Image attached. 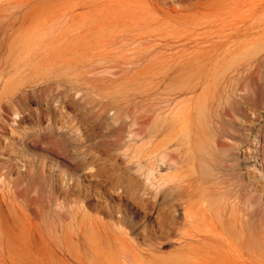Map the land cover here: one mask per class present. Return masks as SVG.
Masks as SVG:
<instances>
[{
  "label": "rangeland",
  "instance_id": "obj_1",
  "mask_svg": "<svg viewBox=\"0 0 264 264\" xmlns=\"http://www.w3.org/2000/svg\"><path fill=\"white\" fill-rule=\"evenodd\" d=\"M0 264H264V0H0Z\"/></svg>",
  "mask_w": 264,
  "mask_h": 264
},
{
  "label": "bare ground",
  "instance_id": "obj_2",
  "mask_svg": "<svg viewBox=\"0 0 264 264\" xmlns=\"http://www.w3.org/2000/svg\"><path fill=\"white\" fill-rule=\"evenodd\" d=\"M196 85H197V84H196ZM205 85H206V84H205ZM207 85H208V84H207ZM211 85H212V84H211ZM226 85H227V84H226ZM187 86H188V85H187ZM187 86H186V89H187ZM198 86H199V84H198ZM183 87H184V86H183ZM188 87H189V86H188ZM191 87H192V86H191ZM218 87H219V86H218ZM218 87H217V88H218ZM220 87H221V86H220ZM226 87H227V86H226ZM204 88H206V87H204ZM181 89H182V88H181ZM202 89H203V88H202ZM202 89H201V90H202ZM178 90H179V89H178ZM190 90H191V89H190ZM221 90H222V89H221ZM173 92H174V91H173ZM184 92H185V89H184ZM188 92H189V91H188ZM182 93H183V92H182ZM194 93H195V92H194ZM194 93L192 92V94H194ZM203 93H204V90H203ZM171 94H172V93H171ZM185 94H187V93H185ZM189 94H190V96H191V91H190ZM162 95H163V94H162ZM173 95H174V94H173ZM178 95H181V94H178V93H177V96H178ZM182 95H183V94H182ZM148 97H149V96H148ZM151 97H152V96H151ZM164 97H165V96H164ZM168 97H169V96H168ZM171 97H172V96H171ZM172 98H173V97H172ZM193 98H194V97H193ZM193 98H192L190 101H192V100L195 99V98H194V99H193ZM198 98L200 99V97H198ZM210 98H211V97H210ZM151 99H152V98H151ZM154 99H155V98H154ZM154 99L152 100L153 102H154ZM158 99H159V98H158ZM160 99H162V98L160 97ZM163 99H166V98H163ZM169 99H170V98H169ZM149 100H150V99H149ZM152 101H147V103H149V102L152 103ZM156 101H157V100H156ZM162 101H164V100H162ZM162 101H159V102H162ZM165 101H166V100H165ZM169 101H170V100H169ZM190 101H189V102H190ZM215 101H216V100H215ZM209 102H211V101H209ZM155 103H157V102H155ZM195 103H196V102L194 101L193 104H195ZM211 103H212V102H211ZM165 104H166V102H165ZM191 104H192V102H191ZM207 104H210V103H207ZM149 105H151V104H149ZM152 105H154V103H153ZM152 105H151V106H152ZM157 105H158V104H156V106H157ZM159 105H161V104H159ZM210 105H211V104H210ZM151 106H150V108H151ZM156 106H155V107H156ZM161 106H162V105H161ZM164 106H165V105H164ZM155 107H154V108H155ZM159 107H160V106H159ZM206 107H207V106H206ZM154 108H153V109H154ZM156 108H158V107H156ZM165 108H166V107H165ZM165 108H164V109H165ZM191 108H192V107H191ZM147 109H149V108H147ZM189 109H190V108H189ZM209 109H210V106H209ZM150 110H151V109H150ZM155 110H157V109H155ZM158 110H159V109H158ZM160 110H161V109H160ZM211 110H212V109H211ZM163 111H165V110H163ZM154 112H155V111H154ZM158 112H159V111H158ZM188 112H189V111H188ZM160 113H161V112H160ZM160 113H159V114H160ZM175 113H176V111H175ZM179 113H180V112H179ZM207 113H208V111L206 112V114H207ZM146 114H147V113H146ZM155 114H156V113H155ZM201 114H202V112H201ZM203 114H204V113H203ZM148 115H150V113H149ZM151 115H152V113H151ZM161 115H162V113H161ZM161 115H160V117L162 118L163 116H161ZM181 115H182V114H181ZM190 115H191V113H190ZM192 115H193V113H192ZM146 116H147V115H146ZM153 116H155L156 118H158L159 115L156 116V115H154V113H153ZM194 116H195V114H194ZM205 116H206V115H205ZM147 117H148V116H147ZM147 117H146V119L149 120L150 118L148 119ZM160 117H159V118H160ZM165 117H167V116H165ZM184 117H185V116H184ZM192 117H193V116H192ZM208 117H209V116H208ZM190 118H191V117H190ZM206 118H207V117H206ZM146 119H145V120H146ZM195 119H196V118H195ZM195 119L193 118V122L195 121ZM207 119H209V118H207ZM152 120H153V119H152ZM157 120H158V119H157ZM191 120H192V119H191ZM170 121H171V120H170ZM196 121L198 122L199 120H196ZM151 122H152V121H151ZM155 122H156V120H155ZM171 122H172V121H171ZM189 122H190V121H189ZM190 123H191V122H190ZM207 123H208V122H207ZM142 124H144V123H142ZM147 124H148V123H147ZM151 124H152V123H151ZM168 124H169V123H168ZM168 124H167V126H168ZM193 124H194V123H193ZM193 124H192V125H193ZM222 124H223V123H222ZM144 125H146V124H144ZM152 125H155V123L152 124ZM152 125H151V126H152ZM170 125H172V124H170ZM170 125H169V126H170ZM194 125H195V124H194ZM146 126H147V125H146ZM146 126H145V127H146ZM157 126H159V125H157ZM164 126H166V125H164ZM169 126L166 127V128L168 129ZM174 126H175V125H174ZM195 126H196V125H195ZM197 126H198V125H197ZM197 126H196V128H197ZM200 126H202V125H200ZM148 127H149V126H148ZM152 127H153V126H152ZM152 127H151V128H152ZM172 127H173V126H172ZM190 127H193V126H190ZM190 127H189V128H190ZM156 128H157V127H156ZM189 128H188V129H189ZM148 129H149V128H148ZM163 129H164V127H163ZM172 129H174V128H172ZM190 129H191V128H190ZM194 129H195V128H194ZM194 129H193V130H194ZM139 130H140V129H139ZM150 130L152 131V129H150ZM157 130H158V128H157ZM157 130H156V131H157ZM196 130H198V129H196ZM200 130H203V129L201 128ZM147 131H148V130H147ZM156 131L154 130V132H156ZM165 131H166V130H165ZM169 131H170V130H169ZM190 131H191V130H190ZM190 131H189V132H190ZM138 132H139V131H138ZM140 132H141V131H140ZM144 132H145V131H143V133H144ZM161 132H162V131H161ZM185 132H186V131H185ZM185 132H184V134H186ZM199 132L201 133V131H199ZM134 133H136V132H134ZM146 133H148V132H146ZM163 133H164V132H163ZM140 134H142V133H140ZM151 134H153V133H151ZM158 134H161V133H158ZM164 134H165V133H164ZM167 134H168V131H167L166 135H167ZM171 134H173V130H172V133H171ZM184 134H182V135H184ZM201 134H202V133H201ZM201 134H200V135H201ZM146 135H147V134H145V136H146ZM148 135H149V134H148ZM169 135H170V134H168L167 136H169ZM182 135H180V136L182 137ZM202 135H203V134H202ZM154 136H155V135H154ZM154 136H153V137H154ZM159 136H160V135H159ZM161 136H163V134H161ZM161 136H160V137H161ZM167 136H166V137H167ZM185 136H186V135H185ZM187 136H188V135H187ZM191 136H192V135H191ZM147 137H148V136H147ZM153 137H152V138H153ZM166 137H165V138H166ZM188 137H189V136H188ZM188 137H187V139H188ZM203 137H204V136H203ZM156 138L158 139V135L156 136ZM168 138L171 139L172 137H171V138L168 137ZM176 138H177V137H176ZM182 138H183V137H182ZM192 138H194V136H192ZM192 138L190 137V141H191ZM166 139H167V138H166ZM166 139H165V141L163 140L162 143H165V142H166ZM177 139H178V138H177ZM183 139H184V138H183ZM202 139H203V138H202ZM148 140H151V138L148 139ZM172 140H173V138L171 139V141H172ZM219 140H220V138H219ZM152 141H153V140H152ZM169 141H170V140H169ZM169 141L167 142L168 144H169ZM171 141H170V142H171ZM183 141H184V140H183ZM187 141H188V140H187ZM192 141H193V140H192ZM192 141H191V144H190V145L193 144ZM199 141H200V140H199ZM216 141H217V140H216ZM216 141H215V143H216ZM176 142H177V141H176ZM176 142H175V143H176ZM179 142H181V140H180ZM218 142H219V141H218ZM162 143H161V144H162ZM188 143H189V142H188ZM168 144H167V145H168ZM176 144H177V143H176ZM176 144H175V146H176ZM179 144H180V143H179ZM186 144H187V143H186ZM186 144H185V145H186ZM216 144H218V143H216ZM180 145H181V144H180ZM190 145H189V146H190ZM207 145H208V144H207ZM160 146H161V145H160ZM171 146H173V145H171ZM192 146H193V145H192ZM218 146H220V145H218ZM165 147H166V146H165ZM165 147H164V148H165ZM167 147H168V146H167ZM182 147H183V145H182ZM187 147H188V146H187ZM158 148H159V147H158ZM170 148H171V147H170ZM170 148H167V149H170ZM191 148L193 149V147H191ZM218 148H219V147H218ZM218 148H217V149H218ZM220 148H221V146H220ZM161 149H162V148H161ZM177 149H178V146H177ZM185 150H186V149H185ZM176 151H177V150H176ZM178 151H179V150H178ZM190 151H192V150L190 149ZM162 152H163V150H162ZM162 152H161L160 154H162ZM166 152H167V150H166ZM166 152H165V153H166ZM168 152H169V150H168ZM180 152H181V151H180ZM185 152H186V151H185ZM178 153H179V152H178ZM178 153H177V154H178ZM166 154H167V153H166ZM170 154H172V153L170 152ZM183 154H184V153H183ZM172 155H174V154H172ZM193 155H195V154H193ZM157 156H159V155H157ZM177 156H178L177 158H180L179 155H177ZM185 157H186V156H185ZM214 158H215V157H214ZM183 159H184V158H183ZM165 160H166V158H165ZM187 160H188V159H187ZM187 160H186V161H187ZM161 161H162V160H161ZM163 161H164V159H163ZM208 161H209V160H208ZM164 162H166V163L169 162V159L166 160V161H164ZM170 162H171V160H170ZM172 162H173V161H172ZM172 162H171V163H172ZM179 162H180V159H179ZM187 162H188V161H187ZM177 163H178V161H177ZM180 163H181V162H180ZM173 164H174V163H173ZM182 164H183V163H182ZM190 164H191V163H190ZM175 166H177V164H176ZM184 166H185V165H184ZM187 166H190V165H187ZM177 167H179V166H177ZM217 167H218V166H217ZM210 169H212V168H210ZM190 173H191V172H190ZM196 178H197V177H196ZM196 178H195V179H196ZM180 179H181V178H180ZM190 179H191V178H190ZM225 181H226V180H225ZM182 184H184V183H182ZM224 184H225V183H224ZM192 185H193V184H192ZM167 188H168V187H167ZM170 188H171V187H170ZM162 189H164V188H162ZM189 189H190V188H189ZM170 190H171V189H170ZM214 190H216V189H214ZM166 191H167V190H166ZM194 191H195V190H194ZM194 191H193V192H194ZM170 192H171V191H170ZM186 192H187V191H186ZM195 192H196V191H195ZM195 192H194V193H195ZM188 193H189V192H188ZM187 195H188V194H187ZM191 195H192V193H191ZM193 196H194V195H193ZM193 196H192V197H193ZM221 197H222V196H221ZM229 197H230V196H229ZM229 197H228V198H229ZM226 198H227V197H226ZM215 199H216V198H215ZM213 200H214V199H213ZM224 200H225V199H224ZM210 201H211V200H210ZM155 202H156V201H155ZM156 203H157V202H156ZM180 203H181V200H180ZM203 203H204V202H203ZM224 203H225V202H224ZM224 203H223V204H224ZM147 204H148V203H147ZM150 204L152 205V203H150ZM234 204H235V203H234ZM148 205H149V204H148ZM154 205H155V204H154ZM157 205H158V204H157ZM180 205H181V204H180ZM229 205H230V204H229ZM149 206H150V205H149ZM241 206L243 207V205H241ZM157 207H158V206H157ZM240 208H241V207H240ZM145 209H146V207H145ZM154 209H155V208H154ZM222 209H223V208H222ZM147 210H149V208H148ZM244 210H245V208H244ZM153 211H154V210H152V212H153ZM156 211H157V210H155V212H156ZM213 211H214V210H213ZM152 212H151V213H152ZM224 212H226V211H224ZM227 212H228V211H227ZM232 212H233V211H232ZM239 212H240V211H239ZM226 214H227V213H226ZM226 214H224V215H226ZM131 215H132V214H131ZM149 215H151V214H149ZM149 215H148V216H149ZM224 215H223V216H224ZM146 216H147V215H146ZM237 218H238V217H237ZM145 219H146V218H145ZM143 222H144V221H143ZM236 222H237V224H238V220H237ZM147 226H148V225H147ZM150 226H151V225H150ZM164 229H165V228H164Z\"/></svg>",
  "mask_w": 264,
  "mask_h": 264
}]
</instances>
